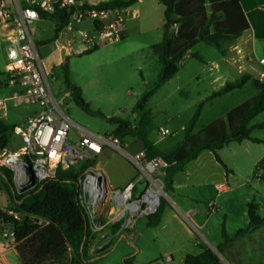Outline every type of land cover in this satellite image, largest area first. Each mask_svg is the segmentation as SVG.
<instances>
[{"label":"rangeland","instance_id":"1","mask_svg":"<svg viewBox=\"0 0 264 264\" xmlns=\"http://www.w3.org/2000/svg\"><path fill=\"white\" fill-rule=\"evenodd\" d=\"M130 9L136 10L138 17L126 21V35L120 41L101 44L90 53L82 52L81 43L74 44L75 52H67L64 58L67 76L63 64L56 65L57 49L54 44L48 43L43 48L36 46L55 101L62 103V110L72 123L98 135L114 133L116 125L110 123L111 119H125L133 126L137 124L139 112L133 111L135 103L152 88L159 73V62L150 46L158 43L162 37L163 6L159 0H134ZM5 47L6 42L0 34V87L4 78ZM191 51L197 53L201 60L185 55L178 64L179 71L153 93L145 106L154 127L149 136L153 142L159 140V149L180 143L198 104L203 103V107L193 128L196 136L201 134L204 127L224 118L228 110L256 93L255 88L247 84L229 95L207 102L211 91L219 85V82L212 84L208 79V70L214 69V63L220 62L221 55L214 47L202 42L197 43ZM60 84H64L70 93L63 100ZM72 85L80 89L86 109L72 99ZM34 110L33 106L14 107L8 103L6 116L0 121L7 126L20 127ZM261 122H264V111L252 121ZM160 127L169 129L171 134L156 136L155 131ZM74 130L72 128L71 135ZM251 135L260 140L258 143H244L249 144L250 158L253 159L264 151V127L252 129ZM7 136L9 142L5 148H10L17 142V136L12 129ZM203 137L204 134L200 138ZM122 149L132 154L141 149V142L136 136H127ZM241 149L237 143H232L218 152L223 161L237 172L236 179L228 184L230 190L217 195L210 191L211 187L202 185L201 188H192L190 192L175 191L176 196L186 197L190 193L193 197L192 202L187 199L186 203L198 211L196 220L192 217L187 220L176 210L175 196L163 189L165 175H159L163 184L160 199L165 203L160 224L145 226L147 217L138 218L133 230L113 236L111 240L108 237L100 239V242L106 241V248L90 255L87 264H124V260H130L129 264H180L181 256L197 254L203 248L215 254L217 244L222 242L221 231L232 238L237 229L246 227L247 216L241 203L250 191L258 189V214L261 215L264 209V184L255 181L252 166L240 161L243 158ZM181 152L186 154V149ZM95 163L105 169L110 190L123 188L129 179L134 180L140 174L125 154L109 148ZM250 170L249 174H244ZM213 202L215 209L211 211L210 204ZM7 204L6 195L0 193V207L11 206ZM217 253L220 264H264V232L243 234L232 239ZM8 258L12 259L11 254Z\"/></svg>","mask_w":264,"mask_h":264},{"label":"trees","instance_id":"2","mask_svg":"<svg viewBox=\"0 0 264 264\" xmlns=\"http://www.w3.org/2000/svg\"><path fill=\"white\" fill-rule=\"evenodd\" d=\"M121 2L120 0L99 2L97 8H111ZM133 2L134 0H127L122 3L131 5ZM159 2L163 6V33L161 40L150 46L160 65L157 80L135 103L133 111L139 112L136 125L133 126L127 120L119 118L111 119L110 123L116 125L113 135L119 139L121 145L125 137L136 136L141 142V149L145 151L146 157H158L167 162L163 189L170 190L175 173L181 171L184 165L194 160L201 151H210L217 163L227 171L217 154L218 150L232 141L259 142L251 138L250 133L254 128L264 127V122L252 126L250 122L264 111V87L257 80L251 79L248 74L225 83L207 97V102L240 89L249 81L255 88L256 94L229 110L224 116L225 120L220 118L213 121L196 136L192 131L203 107V103L198 104L187 124L182 141L168 151H158L148 138L154 129L150 112L145 108L148 99L178 72V64L185 55L201 60L197 53L189 52L197 43L210 45L223 55L224 45L235 40L248 29L239 0H159ZM50 17L55 18L57 22L55 30L57 34L60 27L67 22V14L63 9L56 7ZM97 47L94 46L83 53H90ZM62 67L67 76L65 60ZM71 97L78 106L86 109L79 88L71 89ZM14 127L0 121V149L8 145L7 133L11 129L13 131ZM203 134L204 137L201 139ZM182 149H186V154L179 155ZM257 173L258 167L254 170L253 178ZM78 174L79 171L74 168L58 169L53 178L19 195L15 191L11 172L0 167V193H4L11 204L6 210H12L19 215V219H14L0 210V220L13 231L14 244L22 264L87 263L90 257L89 249L96 236L89 234L87 216L79 204ZM164 206V201L160 199L156 212L147 216L148 226L159 224ZM28 215L34 219H30ZM35 218L43 219L46 224L39 227L35 224ZM261 225H264V213L261 216L257 213V204L254 201L247 203L246 227L238 229L232 238L226 237L221 231L222 242L217 246V250L223 249L232 239L255 231ZM111 229L114 231L116 227L113 226ZM129 263L130 260H124V264ZM181 264H220V262L216 254L204 248L199 254H186Z\"/></svg>","mask_w":264,"mask_h":264},{"label":"built area","instance_id":"3","mask_svg":"<svg viewBox=\"0 0 264 264\" xmlns=\"http://www.w3.org/2000/svg\"><path fill=\"white\" fill-rule=\"evenodd\" d=\"M122 2L111 8H97L98 3L88 0H12L10 4L0 0V26L12 28L5 48L3 87L7 94L0 97V118L6 116L8 103L14 107H35L20 127L14 128L15 145L0 150V167L11 172L19 195L53 178L58 169L78 170V200L87 216L89 234L101 238L125 234L134 229L138 218L156 212L163 186L159 175H165L168 165L162 158L146 157L143 149L125 153L113 134L98 135L80 130V135L72 139L70 132L76 126L63 112L62 103L53 97L33 40V26L42 18L50 17L56 7L63 9L67 22L60 27L57 42L69 53L79 42L84 52L123 38L126 21L136 18L138 13ZM261 10L264 12V5ZM257 64L260 68L257 81L264 87V54L257 59ZM69 96L70 93L64 90L62 100ZM155 133L163 137L171 131L159 128ZM108 148L125 154L140 172L121 189L109 190L103 170L95 163ZM88 179H91V185ZM255 180H259L258 174ZM143 181L147 182L145 188L138 198H134L136 184ZM225 190L224 184H217L218 193ZM213 205L210 204L211 209ZM1 211L19 219L12 210ZM35 219L39 227L46 224L41 218ZM113 226L116 227L114 231ZM0 236L14 244L13 231L2 221Z\"/></svg>","mask_w":264,"mask_h":264},{"label":"crops","instance_id":"4","mask_svg":"<svg viewBox=\"0 0 264 264\" xmlns=\"http://www.w3.org/2000/svg\"><path fill=\"white\" fill-rule=\"evenodd\" d=\"M5 1L7 4H10L12 2V0H5ZM88 1L90 3H93V4H96L99 2H110L108 0H88ZM111 1H113V0H111ZM239 5H240V7H241V9L245 15L246 20H247L248 29H246L238 38H236L235 40L231 41L230 43H226L224 45V54L223 55L220 54L221 55L220 62L214 63V69L213 70H211V69L208 70V79L212 82V84L219 82L218 87L213 89L211 91V93L219 90L225 83L232 82V81L240 78L243 74L250 75L251 79H254V80H257V78H258V73H259L260 68H259V65L257 64V59L264 54V12L261 10V7L264 5V0H239ZM133 19H135V18H133ZM36 25L38 27H36ZM37 28H38L39 32H37L38 31ZM56 28H57V22H56L55 18H52V17L42 18L41 20L37 21L33 26V37H35L34 42H35L36 46L38 45L40 48H43L48 43H52L56 46V49H57L56 65L60 66L63 64V61L65 60L64 58L66 56V53L69 51L65 50L64 58H61L60 51L63 48L57 42L58 33L56 34V32H55ZM0 29L2 30V32L0 33L2 40L5 41L6 45H7V42H8L7 37L11 33L12 28L11 27L5 28V27L0 26ZM125 35H126V30L124 31L123 37ZM52 39H53V41H51ZM48 41H51V42H48ZM82 49H83V47H82ZM74 52L75 51H73L72 53H74ZM189 52L194 53L191 50ZM3 74H4V72H3ZM229 78H231V79L229 80ZM247 84L251 85L250 81L247 82L243 87H245ZM60 86H61V84L59 85V90H60V92L63 93L64 90L62 91ZM243 87H241L240 89H242ZM3 88L4 87L2 84L0 87V97H3L7 94V91L5 89H4L5 91H3ZM237 90H239V89H237ZM233 91H235V90H233ZM233 91H231L227 94H224L222 96H219V97L229 95ZM215 98H218V97H215ZM215 98H213V99H215ZM213 99H211L210 101H212ZM210 101H208V102H210ZM238 105H236V106H238ZM252 121L250 122L251 126L256 124V123H252ZM75 126L76 127H75L74 133L72 135L73 140L76 139L80 135V130H85L76 124H75ZM192 134H194V129L192 131ZM250 137L257 139L255 137H253L251 135V133H250ZM148 138L153 143V145L155 146V148L158 151L165 152V151H168L169 149H171L173 147V146H171V147H168L167 149H159L157 147V143L159 140H157L156 142H153L150 139V136H148ZM182 139H183V137H182ZM181 140H180V142H181ZM257 140L260 142L259 139H257ZM232 143H237L238 147L242 148L241 154H243V158L240 161H244L249 166H252L251 167L252 176L254 174L255 168L258 167V173L257 174L259 175V180L258 181L255 180V181L257 183L262 182L264 184V179H263V175H264V151L260 155H258L257 157H253V159H252V158H250L251 148H250L249 144H244V143H258V142H252L250 140H243L241 142L232 141V142H229L224 147L227 148ZM224 147L222 149L218 150L217 154H218V152L223 150ZM181 154H182V152L180 150L179 155H181ZM100 156H102V154ZM100 156H98V158H100ZM98 158L96 159V161L98 160ZM220 159L225 164L227 171H225V169L219 163H217L214 155L210 151L203 150L198 154V156L194 160L186 163L184 165L183 169L181 171H178L177 173H175V175L173 176L172 182H171V188H170L169 192L175 196L174 204H175L176 210L181 215H183V217L185 219L189 220L188 217H192L194 220H196V214L198 213V211L193 209L190 206L191 204L186 203L187 199H188V201L192 202L193 197L190 195V193L186 197L185 196L179 197V196L175 195L176 190H181L183 192H185L186 190H189V192H190V190L192 188H194L196 186L197 187L199 186L201 188V186L204 185V187H208V188L211 187L210 191H213L214 193L216 192V194H217L218 193L216 191L217 184H224L227 187V190H230L228 184H231L232 181L234 179H236L237 172L235 171V169L233 167L228 166V164L225 163L221 157H220ZM96 166L103 170L107 185L109 187V181H108V177L106 175L105 169L102 166H99V165H96ZM212 170H214L215 172ZM250 172H251V170L249 172L244 173V174H249ZM130 181H131V179H129L126 184H128ZM125 185H123V187ZM116 189H120V188L117 187ZM227 190H225V191H227ZM258 196H259L258 189L254 190V191H250L249 195L243 200V203H241V206L243 204V209H244V212L246 213V216H247V203H249L251 201H254L257 204V210H259L258 208H259L260 203L257 200ZM183 199H185V200H183ZM8 204L10 205L9 201H8ZM213 204H214V202H213ZM224 205L225 204H222V206H224ZM10 207L11 206L0 207V210H6L7 208H10ZM214 209H215V204L213 205V208L211 209V211H213ZM263 213H264V209H263ZM174 215L175 214H173V216ZM161 219L162 218L160 217V222H161ZM160 222H159V224H160ZM144 225L146 226L147 222ZM239 229H241V228H239ZM256 232L263 233L264 232V225H261L259 228H257L255 231L251 232L250 234L256 233ZM245 236H243V237H245ZM107 237L110 238V240H111V238L113 236H107ZM107 237H104V239ZM243 237H241V238H243ZM248 238H250V236ZM100 239H103V238L95 237V239L92 241V245L90 246V249H89V255L96 254V252H97L96 250L102 246H105V248H106V241L100 242ZM219 244L220 243H218L217 246ZM203 249L200 252H202ZM216 250H217V247H216ZM199 253H197V254H199ZM10 254L12 256L11 260H9V258H8V255H10ZM184 256L180 257V259H179L180 264H181ZM89 259L90 258H88V260ZM88 260H87V262H88ZM0 264H22L21 257L19 255V253L17 252L15 245L12 242L5 240L1 236H0Z\"/></svg>","mask_w":264,"mask_h":264},{"label":"water","instance_id":"5","mask_svg":"<svg viewBox=\"0 0 264 264\" xmlns=\"http://www.w3.org/2000/svg\"><path fill=\"white\" fill-rule=\"evenodd\" d=\"M64 52H65V50H64V49H61V51H60V53H61V58H64ZM60 87H61V90H62V91L66 89L64 84H61ZM74 87H75V86H73V85L70 86L71 89L74 88ZM87 182H88L90 185L92 184V183H91V179H88ZM146 184H147L146 181L139 182V183L136 184V190H135V192H134V194H133V197H134V198H138V197H139L140 192L145 188ZM104 249H105V246H102V247L98 248L96 251L98 252V251H101V250H104ZM214 252H215L216 255L218 254V253H217V250H214Z\"/></svg>","mask_w":264,"mask_h":264},{"label":"bare ground","instance_id":"6","mask_svg":"<svg viewBox=\"0 0 264 264\" xmlns=\"http://www.w3.org/2000/svg\"><path fill=\"white\" fill-rule=\"evenodd\" d=\"M110 190V189H109Z\"/></svg>","mask_w":264,"mask_h":264}]
</instances>
